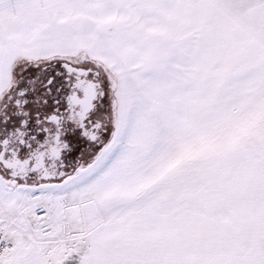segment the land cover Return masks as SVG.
Instances as JSON below:
<instances>
[{"label": "snow or ice", "instance_id": "1", "mask_svg": "<svg viewBox=\"0 0 264 264\" xmlns=\"http://www.w3.org/2000/svg\"><path fill=\"white\" fill-rule=\"evenodd\" d=\"M0 264H264V0H0Z\"/></svg>", "mask_w": 264, "mask_h": 264}]
</instances>
